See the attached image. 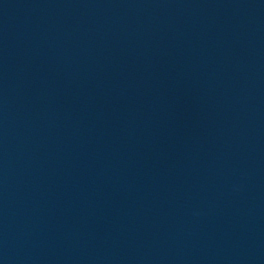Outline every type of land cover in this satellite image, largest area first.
I'll use <instances>...</instances> for the list:
<instances>
[{
  "label": "water",
  "instance_id": "1",
  "mask_svg": "<svg viewBox=\"0 0 264 264\" xmlns=\"http://www.w3.org/2000/svg\"><path fill=\"white\" fill-rule=\"evenodd\" d=\"M0 264H264V0H0Z\"/></svg>",
  "mask_w": 264,
  "mask_h": 264
}]
</instances>
